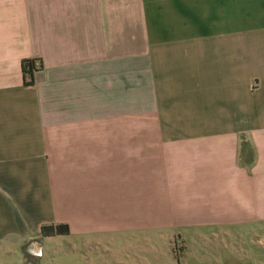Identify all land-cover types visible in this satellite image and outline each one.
Masks as SVG:
<instances>
[{"label": "crops", "instance_id": "crops-1", "mask_svg": "<svg viewBox=\"0 0 264 264\" xmlns=\"http://www.w3.org/2000/svg\"><path fill=\"white\" fill-rule=\"evenodd\" d=\"M56 238L264 264V0H0V255Z\"/></svg>", "mask_w": 264, "mask_h": 264}, {"label": "rangeland", "instance_id": "rangeland-1", "mask_svg": "<svg viewBox=\"0 0 264 264\" xmlns=\"http://www.w3.org/2000/svg\"><path fill=\"white\" fill-rule=\"evenodd\" d=\"M157 244L162 245L160 242ZM227 244L230 246L229 243ZM233 244V246H235L234 241ZM68 245L69 240L65 238L50 239L49 241H45V246L43 247L44 252L42 255L40 253L41 244L40 241H38L35 245H32V243L27 244L25 247V253L33 262H37L38 264H113L108 255L102 251L98 254L90 251L88 253L90 260L84 261L76 251L67 250ZM197 245V241H188L189 250L186 252L185 256V262L187 264H205L204 258H202L203 253L199 251ZM21 253L14 252L3 257L0 255V264H32V262H27L24 254ZM126 256L128 258H123L124 260L133 264L137 262L133 253ZM121 257H123V254ZM168 258L169 257L165 254V259L162 258L164 262L161 263L159 261L158 264H169V261L167 262Z\"/></svg>", "mask_w": 264, "mask_h": 264}, {"label": "trees", "instance_id": "trees-1", "mask_svg": "<svg viewBox=\"0 0 264 264\" xmlns=\"http://www.w3.org/2000/svg\"><path fill=\"white\" fill-rule=\"evenodd\" d=\"M36 62L40 63V66L36 65ZM42 69V62L37 59H25L22 61V71L24 76V83L27 86H32L35 84V74ZM71 233L70 227L67 224H49L43 225L41 227L40 235L43 238L58 237V236H68ZM25 258L27 262H32V264H38L33 262L30 257L25 253Z\"/></svg>", "mask_w": 264, "mask_h": 264}, {"label": "built area", "instance_id": "built-area-1", "mask_svg": "<svg viewBox=\"0 0 264 264\" xmlns=\"http://www.w3.org/2000/svg\"><path fill=\"white\" fill-rule=\"evenodd\" d=\"M36 65H37V66H40V63H39V62H36Z\"/></svg>", "mask_w": 264, "mask_h": 264}]
</instances>
